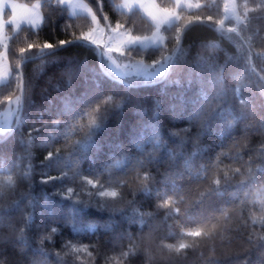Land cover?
<instances>
[{
    "label": "trees",
    "instance_id": "obj_1",
    "mask_svg": "<svg viewBox=\"0 0 264 264\" xmlns=\"http://www.w3.org/2000/svg\"><path fill=\"white\" fill-rule=\"evenodd\" d=\"M17 1H40L43 21L39 27L24 24L18 30L7 25L11 72L0 83V108L7 106L8 97L21 95L17 76H22L26 92L30 82L31 102L20 108L13 129L0 133V264H264V8L259 7L264 0H200L199 8L181 7L180 19L164 28V45L126 48L134 59L152 62L171 57L159 83L139 84L102 69L101 47L78 39L93 26V16L72 15L59 0ZM87 1L101 23L119 24L135 35L154 30L141 9L123 10L118 6L121 0ZM158 1L166 8L175 5V0ZM208 16L213 19L207 20ZM230 28L237 32H229ZM61 40L75 42L54 53L40 51L45 44ZM30 44L35 47L28 48ZM178 47L185 50L183 55ZM20 48L28 51L22 54ZM4 49L0 44V53ZM209 66L222 69L219 74L226 96L222 115L208 129H201L190 117L201 103L212 99L216 89L206 84L203 92L208 100H203L195 72L211 80ZM88 69L103 71L104 75L96 76L99 89ZM190 69L191 87L187 84ZM168 80H179L180 85L165 88ZM121 81L133 86L126 89ZM180 92L185 96L184 110L174 112L170 104L177 101L171 97ZM109 96L117 103L125 101L122 111L111 112L93 143L81 153L74 152L95 115L87 102L103 106L106 100L113 102ZM65 102L88 114L71 119L64 114ZM156 102L160 103L157 122L164 147L149 162L131 141L130 132L152 118ZM55 120L61 123L54 128ZM176 132L180 135H172ZM53 148H61L67 157L62 169L67 176L63 184L58 181L54 186L40 183L45 173L61 175L60 170L42 166ZM152 150L150 144L145 145V153ZM169 152L175 154L174 159ZM140 159H144L142 166L136 163ZM246 167L253 169L251 177ZM236 168L244 175L235 174ZM145 172L150 179H142ZM215 178L224 184L222 194L209 196ZM118 181L127 183L117 187ZM143 184L149 188L147 193L141 191ZM101 185L123 193L124 199L100 197ZM62 187L73 188L74 198L78 194L79 199H88L91 194L97 202L115 199L117 210L91 209L95 214L82 215L76 225L81 231L74 233L69 212L72 201L52 195ZM88 225H94V231ZM51 227L59 233L41 243ZM196 231L201 235H191ZM68 243L79 251L66 248ZM181 244L188 247L180 248ZM137 251L141 254L134 256Z\"/></svg>",
    "mask_w": 264,
    "mask_h": 264
},
{
    "label": "snow or ice",
    "instance_id": "obj_2",
    "mask_svg": "<svg viewBox=\"0 0 264 264\" xmlns=\"http://www.w3.org/2000/svg\"><path fill=\"white\" fill-rule=\"evenodd\" d=\"M65 0H60V3H64ZM93 3H96V0H93ZM137 5H129L127 3H125L123 5V7L128 8L129 11H132V8L135 7ZM140 7H143V5H138ZM177 7L180 6L179 4V0H177ZM13 7V12H12V16H11V20L10 23H12L16 28L20 27V23H21V19H23L26 23L28 24H35L37 23V21L33 20L31 17H24V18H18L14 9H15V5L12 6ZM80 7L85 11V12H91V9L87 7V5H80ZM197 8L200 7L199 4L196 5ZM259 7L264 8V4L260 5ZM225 10H227V5H225ZM160 12L162 13V15H155L151 12L148 13V15L151 17V19L155 22L156 24V28L157 30H159L161 28V26L163 25H169L171 26L173 24V21H177L180 19V16L175 13L174 11H170L167 8H161ZM92 19L95 21L96 17L95 15H93ZM104 19L106 20L107 17H104ZM213 18L211 16L207 17V20L211 21ZM197 21H201L202 18L201 17H196ZM221 24H223V21L220 22ZM120 27H122L121 25L117 24L116 28L119 29ZM113 32L116 31V29H111ZM229 32L232 33H236L237 29L235 28H230L228 29ZM78 39H83L85 41H91L92 44H95L96 41L91 40L90 35H85L82 36ZM157 39L156 35L153 34V36L149 37V36H135V37H130L127 41H126V46L129 48V50H134V46L136 45H143L146 41H155ZM176 43L177 45H179L180 42V37L177 36L176 38ZM237 42L239 40V37L236 38ZM75 41H65V40H61L59 41L56 45H51V44H45L40 51L43 52L45 49L48 50H52V52L54 53V51L56 49H58L59 47L63 46V45H67V44H72ZM5 47H7L5 45ZM35 47V45H28V48H33ZM20 53H26L28 51V49L25 48H20L19 49ZM112 49L109 48L108 52H111ZM116 51H120V49H116ZM184 49L178 47L177 48V52L180 53L181 55L184 54ZM29 57H25V59H28ZM110 58V57H109ZM163 61L166 63L168 60L171 59V57H162ZM250 58H248V63H250ZM157 63H159V61H157ZM103 65H101V68L103 69ZM210 72L213 73L212 79L205 81L201 75L200 72H195V79H196V83H198L200 85L201 88V92H200V96L203 100H208V97L204 95L203 89L204 87L207 85H212L216 91H215V95L212 97V99L210 101H208L207 104L201 103L200 107L196 109V111L194 112L193 116L190 117V119H194L195 121H197L201 127V129H208L211 125V122L216 120L218 117H220L224 111V108L222 107V103L224 102L225 96H226V92L225 89L223 88V82H222V78L220 76V72L222 71V69L220 68H214L213 66H209ZM17 71L19 72V65L17 66ZM88 71L93 72L94 76H93V83L96 85V88L99 89L101 87L100 85V81L98 79H96V76L98 75H104L103 71H101L100 73H96L95 69H88ZM147 75H150L152 77H164V72H163V67L155 72L152 73H147ZM16 86L17 88L20 90L21 95L16 96L15 97V104L17 105L18 108H22L23 104L25 102L30 103V82L28 84V92L25 91V86H24V82L22 80V76H17L16 78ZM116 82V81H114ZM160 81L157 80L155 81V83H159ZM121 83L123 86H125V88H130L133 85L132 84H124L122 81L118 82ZM141 82L137 81V84H139ZM143 83H151L148 81H145ZM187 84L189 87H191L193 85V71L190 69L189 73H188V77H187ZM168 85H174V86H179L180 85V81L179 80H168L167 84L165 85V88ZM166 94V93H165ZM235 96L236 99L239 100V89L237 88L235 90ZM99 99V97L97 98ZM172 100L177 101V103H171L170 104V108L175 112V110L177 108H180L181 112L184 110V105H185V96L183 92L178 93L177 95H174L171 97ZM108 100H112V103H108V101H104L103 102V106H101L100 103H92V102H87L88 106L91 107L92 112L95 113V115L90 119L89 124L87 125V132L85 133V138L83 141H77L76 142V146L74 147V152L76 153H81L83 151H85L88 146L93 143V138L96 134V132L102 130L104 124L106 123L109 114L111 112H116V111H122L123 106L125 101L120 100L118 103L115 102V98L109 96ZM8 101L9 103L12 102V98L8 97ZM83 102V101H80ZM240 103L243 105V101H240ZM159 109H160V103L156 102L155 107L153 109V115L152 118L148 121V122H139V126L138 127H134V129L130 132V139L133 143L136 144V147L139 149L141 156L145 157L149 162L151 161H155L156 160V154L157 152H159L163 147H164V141L162 139L161 136V132H160V127L159 124L157 122V117L159 116ZM228 111H231V109H228ZM64 114L68 117H70L71 119H77V118H82L83 115H87L88 113L85 111L83 113H79L77 111H75L73 109V107L71 106V104L69 102H65L64 104ZM241 116H243V113H241ZM61 121L59 120H55L53 121V127H58L60 125ZM37 131H39L37 129ZM183 132H188L190 131L189 129H183ZM29 134H31V130L29 132ZM51 135V134H50ZM172 135H180L179 132L176 133H172ZM221 135L223 136V133H221ZM53 139H55V137H53ZM146 144H150L152 146V151L145 153L144 152V147ZM222 153H218V155H220ZM168 155L171 158H175V154L169 152ZM193 155H195V153H193ZM67 157L65 156L63 150L61 148H53V150L48 151L47 154L44 157V161L42 162V166L46 167L48 169H56V170H60L61 171V175L59 176H51V175H47V173L44 174L45 178L41 179L40 183L41 184H49L52 183L53 186L55 185L56 182H61V184H63V181L65 180L67 173L63 172L62 169L64 167V161ZM79 163V161H75L73 164V167H75L77 164ZM120 161H117L115 164V167L119 168L120 167ZM137 165L142 166L144 164V159H140L137 160ZM190 163L189 160H185V164L188 165ZM251 163V162H249ZM203 167V165L201 166ZM246 173L248 174L249 177L252 176L253 174V169L251 167H246L245 169ZM234 173L235 174H240V175H244V173H241L240 168H236L234 169ZM199 175V173H198ZM11 178H9L10 180ZM143 180H148L150 179L149 175L147 172L144 173ZM228 179L229 177L227 176V173H225V178H224V184L228 183ZM84 180L87 181V183H92L91 180H87V178L85 177ZM98 183V181H97ZM126 181H118L116 186L117 187H121L126 185ZM224 184H222L221 180L219 178H215L212 180V187L209 189V193L208 195L211 196L213 193H217V194H222L220 193V189L224 186ZM100 191L98 192V195L100 197H111V198H117L119 197V199L123 200L124 199V195L123 193H118L116 190H105L104 186L101 185L100 186ZM141 191L147 193L149 191V188L147 186V184H143L141 187ZM67 192L69 195L65 196L64 193ZM73 193H74V189L71 187H62V188H56V190L53 192L52 195L56 196L59 195L61 198V201L64 200H71L72 204L71 207L69 209L70 212V222L72 223V231L74 233H78L79 231H81L80 228H78L76 225L77 223L80 222V217L84 214H95L91 212V209H95L96 212H100V211H104V210H109V211H116L117 209L114 207L116 200L112 199H104L102 201L97 202L96 200L92 199L91 194H89V198L88 199H79L78 198V194L77 196L74 198L73 197ZM164 205H157V207H163ZM150 215V213H149ZM224 216L225 218H227V212L224 211ZM88 228L92 229L94 231L95 226L94 225H88ZM59 233V229L56 227H51L50 230L48 231V235L42 237L41 239V243H43L44 239H48L50 240L52 238L53 234H57ZM23 234H24V230L21 228L20 229V238H23ZM191 235L194 236H199L201 235L200 231H196L194 233H191ZM66 248L71 249L73 251H79V248H75V246L71 243H68L65 245ZM83 247L86 249L87 245H83ZM171 247V246H169ZM188 247V245L185 244H181L180 248H185ZM60 254L57 253V256H59Z\"/></svg>",
    "mask_w": 264,
    "mask_h": 264
},
{
    "label": "rangeland",
    "instance_id": "obj_3",
    "mask_svg": "<svg viewBox=\"0 0 264 264\" xmlns=\"http://www.w3.org/2000/svg\"><path fill=\"white\" fill-rule=\"evenodd\" d=\"M60 1V0H59ZM38 4H26L16 0H0V44L5 48L3 52L0 53V83L6 81L10 76V66L7 59V51L6 47L9 41V36L7 33V25H12L15 30H18L22 25L28 24L23 19H21L20 27L16 28L12 23H10L12 12H13V5H15V13L18 18L24 17H31L33 20L37 21L35 24H31L33 27H39L42 22V12ZM127 3L129 5H137L133 8H139L142 12L153 22L154 30L146 35H135L130 31L120 27L119 29L116 26H111L109 22L101 23L97 18L94 21L93 26L83 33L82 36L90 35L91 40L96 41V45L101 47L102 52V61L105 70L115 75L121 79L126 80L130 83H137L145 82V81H154L159 79L160 77H152L147 75V73L155 72L163 67V72L165 74L167 69V62L165 63L163 60H160L159 63L157 61H145L143 59H134L127 55L126 53V41L130 37L135 36H153L156 35L157 39L155 41H146L142 47H149V46H158L164 45L166 41L165 31L164 28L168 25H163L159 30L156 28L155 22L151 19L148 15L149 12L159 16L162 15L160 12L161 8H166L161 5L158 0H121L118 3V6L123 10H128V8L123 7V5ZM68 6L69 12L72 15L76 14H88V15H95V12L92 6L89 4L87 0H65L63 3ZM143 5L140 7L138 5ZM177 0H175V5L173 7L167 8L170 11H174L180 17L181 7L187 9H194L197 8L196 5H201L202 2L200 0H179L180 6L177 7ZM80 5H87L88 8L91 9V12H85ZM233 6L230 5L229 8ZM132 8V9H133ZM5 11V13H4ZM9 12V16L6 19L5 14ZM4 13V16L2 15ZM96 17V16H95ZM178 21V20H177ZM176 21H173V23ZM29 25V24H28ZM39 25V26H38ZM111 29H116L113 32ZM91 42V41H90ZM111 48L112 51L108 52V49ZM116 49H120V51H116ZM110 57V58H109ZM20 108L17 107L15 104V97L12 98V102L9 103L5 107L0 108V133L6 132L13 129L15 117L17 116ZM128 247L131 246V243L127 245ZM141 252H134L135 255H140Z\"/></svg>",
    "mask_w": 264,
    "mask_h": 264
},
{
    "label": "crops",
    "instance_id": "obj_4",
    "mask_svg": "<svg viewBox=\"0 0 264 264\" xmlns=\"http://www.w3.org/2000/svg\"><path fill=\"white\" fill-rule=\"evenodd\" d=\"M16 1H17V0H16ZM34 4H38V2H35ZM34 4H33V5H34ZM40 5H41V2H39V6H40ZM40 9H41V8H40ZM4 13H5V11H4ZM4 13L2 14L3 16H4ZM42 17H43V16H42ZM42 21H43V18H42ZM41 23H42V22H41ZM29 25H30V24H29ZM39 25H40V24H39ZM39 25H38V26H39Z\"/></svg>",
    "mask_w": 264,
    "mask_h": 264
},
{
    "label": "water",
    "instance_id": "obj_5",
    "mask_svg": "<svg viewBox=\"0 0 264 264\" xmlns=\"http://www.w3.org/2000/svg\"><path fill=\"white\" fill-rule=\"evenodd\" d=\"M229 12H230V13H232V12H233V10H232V9H229Z\"/></svg>",
    "mask_w": 264,
    "mask_h": 264
}]
</instances>
